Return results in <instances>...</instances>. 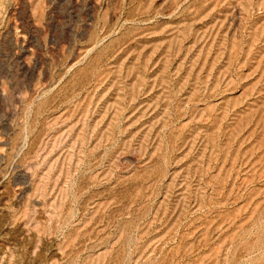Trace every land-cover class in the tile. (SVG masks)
I'll list each match as a JSON object with an SVG mask.
<instances>
[{
  "label": "rangeland",
  "instance_id": "1",
  "mask_svg": "<svg viewBox=\"0 0 264 264\" xmlns=\"http://www.w3.org/2000/svg\"><path fill=\"white\" fill-rule=\"evenodd\" d=\"M0 264H264V0H0Z\"/></svg>",
  "mask_w": 264,
  "mask_h": 264
}]
</instances>
